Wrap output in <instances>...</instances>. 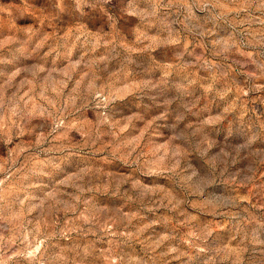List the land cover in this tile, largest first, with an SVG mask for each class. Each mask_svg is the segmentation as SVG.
I'll use <instances>...</instances> for the list:
<instances>
[{"label":"clouds","instance_id":"9594fccd","mask_svg":"<svg viewBox=\"0 0 264 264\" xmlns=\"http://www.w3.org/2000/svg\"><path fill=\"white\" fill-rule=\"evenodd\" d=\"M0 264H264V0H0Z\"/></svg>","mask_w":264,"mask_h":264}]
</instances>
